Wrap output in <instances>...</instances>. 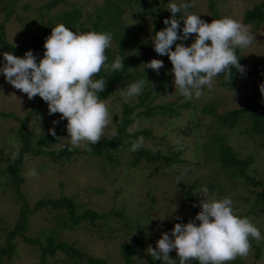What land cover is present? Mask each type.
Here are the masks:
<instances>
[{"label": "rangeland", "instance_id": "rangeland-1", "mask_svg": "<svg viewBox=\"0 0 264 264\" xmlns=\"http://www.w3.org/2000/svg\"><path fill=\"white\" fill-rule=\"evenodd\" d=\"M48 0H0V21L7 16L8 7L14 12L8 20L5 21L6 35L16 48L21 47L22 37L20 29V21L17 18H28L34 16L39 4H43ZM207 0H194L195 12L200 15L201 19L210 23L208 13L206 11ZM217 8L223 14V17H231L242 24L246 25L255 39L250 46L241 50L242 54L248 58L254 56L260 57L264 45V20L259 22H244V11L254 5L259 0H217ZM101 0H67L66 4L57 2L56 5L48 11H44V16L55 19V16L62 10L69 7L70 4H83L89 11L94 5ZM70 3V4H68ZM14 17V18H13ZM57 22V21H56ZM43 22L35 23L41 28ZM9 31V32H8ZM154 45V43H152ZM7 52L0 48V68L6 61L3 53ZM211 90L207 87L203 89V95L199 98L193 96L191 104L187 108L179 109L180 114L157 120L154 116H143L139 120L131 123L127 130L139 131L144 128L151 129V136L140 134L132 138L137 141L143 137V147L151 151L161 150L163 153L176 151L182 146L184 150L180 153L183 161L172 162L170 164L155 162H141L138 166L130 165V153L125 148L123 150H115L117 159L112 162H103L96 155L79 151L71 155L69 158H61L53 160L50 153L44 155L26 154L20 163V175L23 180L20 182V191L34 202L42 197H59L62 195L72 197L76 202L82 204V207L95 208L100 211H108L110 209L122 210L120 218L113 217L106 220L99 230L95 227L86 225L83 222L80 227L75 229H64L59 232L58 240L64 239L73 242L86 252L101 257L109 262V264H122V257L118 249V242L123 237L139 236L141 242L137 243V250L134 259L137 264H162L161 260H154L150 254L149 247L155 249L157 241L161 238L162 233L171 234V224L178 220L177 216L194 219L198 213L188 211V205L181 196L186 189L187 184L192 183L195 179L197 186L192 189L193 196L196 200L201 201L202 186L215 180L222 185L224 197H229L233 201L234 210L237 215L243 213L245 208L241 200L244 193H247L246 187L238 183L233 184L226 181L217 171V163L207 162L210 156L211 147L208 143V132L203 128L187 129L185 134L183 131L186 126L196 123L195 112L198 114L202 105L214 101L225 108H231L237 105L238 97L231 95L230 89H221L216 83ZM173 83V84H172ZM171 86L175 88L174 81ZM245 87V86H244ZM125 93L113 94L103 98L108 105L109 111L114 114L120 112V106L123 101H135V97L125 99ZM165 96L157 98L151 104L159 103L164 100H172L176 97L177 103L183 102L185 98L175 88L174 91L163 93ZM182 98V100L180 98ZM176 104V103H175ZM33 105L40 108L33 109ZM218 110V108H216ZM3 113H9L8 116H1ZM135 112V111H134ZM12 114L22 118L28 115L27 130L32 134L31 145H37L36 136L41 133H50L54 121L61 116L59 113L49 114L48 105L38 95L33 99L18 89H15L7 82L3 73H0V158L12 157V153L16 150L11 141L13 139L22 147L20 137L16 133L18 121L13 118ZM204 119V118H203ZM193 120V121H191ZM209 120V119H208ZM209 123V121L207 122ZM67 123L63 126L61 133L55 142L46 143L41 146V150H57L61 146H72L70 137L68 136ZM244 124H240L242 129ZM114 119L112 123L105 129L104 135H110L114 129ZM217 127H213L212 132ZM218 129V128H217ZM219 132H224L227 140L237 149L240 155L252 153L255 155V161L252 168L259 171L264 170V149L259 144L257 138L250 137L245 132H240L237 128L232 130L219 127ZM203 133L204 137H202ZM207 133V134H206ZM83 146V145H82ZM82 146L78 148H82ZM10 162L5 159L0 160V221L3 225H13L18 217V211L21 207L20 202L16 200V193L12 186L5 185L8 180V166ZM250 167V168H251ZM35 168L38 176H30L29 172ZM182 173H186L181 183L177 184L176 178ZM216 197L219 189L212 188L209 190ZM252 199V196H251ZM201 211V208L199 212ZM48 209H40L38 212L31 214L29 221L28 234L31 239L33 237H41L46 232L58 233L59 228L56 221H53V214ZM260 216L254 215L252 212L249 216L256 218L264 230V208L260 212ZM125 220L126 229L123 222ZM128 221V222H126ZM172 222V223H171ZM177 223V222H176ZM258 228V224L253 221ZM109 226L115 231L112 238H108L110 234ZM97 231V233H96ZM107 232V233H106ZM262 236V233H261ZM5 241L3 230L0 228V245ZM18 253L8 264H36L37 251L35 245L31 243H23L20 241L17 249ZM170 257L178 261L175 250L170 252ZM176 261V262H177ZM48 264H69L66 256L61 251L51 257L47 256Z\"/></svg>", "mask_w": 264, "mask_h": 264}, {"label": "trees", "instance_id": "trees-1", "mask_svg": "<svg viewBox=\"0 0 264 264\" xmlns=\"http://www.w3.org/2000/svg\"><path fill=\"white\" fill-rule=\"evenodd\" d=\"M67 0H48L43 4H39L34 16L28 18H17L20 21V29L22 44L16 48L6 35L7 28L5 21L14 14L12 9L8 7L7 16L3 15L0 21V48L7 52L23 57L24 54L31 50L37 57V62L43 58L45 48L44 43L46 38L51 34L52 28L58 24H64L74 32H110L113 35L111 47L106 50L108 63L114 62L116 56L124 58V68L118 72L102 70L95 79L104 78L107 81L105 90L99 93L100 98H106L113 94L126 93L128 87L133 82L144 79L146 85L142 94L136 96L135 101H123L120 106V112L114 114L115 130L118 135L113 138L110 135H103L100 142L96 145H88L82 148L73 146H61L57 150H41V146L46 143L55 142L58 135L61 133L63 126L67 123L66 119L58 118V123L52 125L56 135L41 133L36 136L37 145L33 147L31 140L32 134L27 130L28 115L19 118L12 114L13 118L18 121L16 129L17 135L20 137L22 147L19 151L17 159L4 157L0 160L9 161L8 180L5 185L12 186L16 193V200L20 202L21 207L18 211V217L13 225H3L0 221V228L4 232L5 241L0 245V264H8V261L17 255L20 241L23 243H31L36 246L37 260L36 264H48L47 256L53 257L57 251L63 252L69 264H109L105 257L92 255L73 242H68L64 239L58 240V234L64 229H75L85 222V226L95 227L96 230L111 220L113 217L117 219L122 215V210L110 209L108 211H100L95 208L82 207L83 205L76 202L70 196L59 197H42L34 202L20 191V182L23 178L20 175V163L26 154L46 155L50 153L53 160L61 158H69L71 155L83 151L96 155L103 162H112L117 159L115 150L127 149L130 153V165L138 166L142 161L145 163H167L183 161L180 158V153L184 150V146L176 151L163 153L161 150L151 151L148 148L141 147L138 151H131L132 138L140 134L151 136V129L144 128L139 131H128V126L143 118V116H154L157 120H162L168 117L177 116L180 114L179 109H185L191 104V100L177 103L178 97L172 100H164L159 103L151 104L157 98L165 96L163 93L174 91L171 86L174 81V75L171 74L172 64L167 55H159L154 50L153 39L155 32L166 27L163 23L164 19L171 18V12L168 11L169 3H193V0H101L97 5H94L92 10H88L83 4H70L68 8L62 10L55 16V19L44 16V11L53 8L57 2L65 3ZM217 0L206 1V11L209 16L210 23L212 20L223 18V14L217 8ZM189 12L195 13V6L188 9ZM16 17L15 15H13ZM13 17V18H14ZM178 17L182 18L183 13H178ZM264 20V0H259L254 5L244 11V22H259ZM57 21V22H56ZM43 22L41 28H38L35 23ZM180 29L178 35H182L183 20H180ZM9 32V31H8ZM195 40V34H191L189 39L183 41L185 46H190ZM176 43H181L177 41ZM264 46V45H263ZM175 49V44L172 50ZM242 49L237 48L236 54L240 58L239 63L244 66V72L241 73L233 69L231 83L225 82L223 74L216 77L217 85L221 89L229 88L231 95L238 97L237 105L231 108H225L220 104L210 101L201 106L199 112H195L196 123L191 126H186L183 132L186 134L187 129L203 128L208 132L207 138L211 147V154L207 158V162L217 163V171L223 175L226 181H231L237 185L240 183L246 187L247 193L243 194L242 201L244 212L240 213V217L249 218L252 223L255 221L258 224V229L262 233V239L257 241L251 240V251L246 257H238L229 262V264H264V230L261 224L256 221L257 216L261 217V210L264 208V170L259 174L251 166L255 161V155L248 153L240 155L239 151L227 140L224 132H219V127L232 130L237 128L240 132H245L253 138H257L259 144L264 149V94L260 91V86L264 85V47L260 57L254 56L248 58L241 52ZM152 59L163 61V67L157 74L156 71L145 68L146 63ZM173 84V83H172ZM245 86V87H244ZM176 90H178L176 88ZM179 91V90H178ZM180 98V97H179ZM182 100V98H180ZM176 103V104H175ZM33 109L40 108L38 105H33ZM182 108V109H183ZM218 108V110L216 109ZM135 111V112H134ZM9 113H3L1 116H8ZM204 118V119H203ZM209 119V120H208ZM193 121V120H191ZM209 121V123H207ZM240 124H244L240 129ZM217 127L212 132L213 127ZM204 137L203 133H201ZM41 152L43 154H41ZM251 167V168H250ZM197 186V181L194 179L192 183L187 184L186 189L181 196L185 199L188 205V211L199 213L200 201L193 196L192 189ZM209 190L212 188L219 189L217 198H224L222 185L215 180L205 185ZM202 186V187H205ZM252 196V199H251ZM193 205H196L195 207ZM40 209H48L53 214V221H56L58 233H49L45 231L41 237H33L31 239L28 234L30 226V215L38 212ZM254 212L256 218H251L249 215ZM178 220L173 221L171 230L176 222L186 224L192 218H184L180 215ZM107 220V221H106ZM128 222V221H126ZM197 225L200 223L196 221ZM126 233L125 220L123 222ZM82 226V225H81ZM113 229L109 226L108 238H112ZM97 233V231H96ZM107 233V232H106ZM170 238L171 234H170ZM141 242L139 236L123 237L118 242V249L122 257V264H137L134 254L137 250V243ZM149 264H153L152 261ZM176 264H179V258ZM191 264H199L198 261L192 260Z\"/></svg>", "mask_w": 264, "mask_h": 264}, {"label": "clouds", "instance_id": "clouds-1", "mask_svg": "<svg viewBox=\"0 0 264 264\" xmlns=\"http://www.w3.org/2000/svg\"><path fill=\"white\" fill-rule=\"evenodd\" d=\"M194 6V0L193 3H169L171 18L164 19L166 27L155 32L153 39L155 52L167 55L171 61L175 88L187 99L199 98L205 87L211 90L218 75L223 74L225 82L231 83L233 69L243 73L244 66L239 63L236 49L250 46L255 39L246 25L231 17L206 22L200 15L188 11ZM181 12L182 18L178 17ZM180 20H183L182 35H178ZM191 34H195V40L185 46L183 41ZM112 40L110 32H74L61 23L53 27L46 38L45 52L39 62L31 50L23 57L4 52L6 63L0 73L29 99L38 95L47 103L50 115L59 113L61 119L67 120L66 129L73 147L96 145L113 116L99 95L105 90L107 81L95 77L102 70L118 72L125 66L121 56H116L110 64L107 62L106 50L111 47ZM144 65L158 74L163 61L152 59ZM145 85L144 79L130 84L125 99L142 94ZM260 91L264 94V85L260 86ZM49 131L56 135L54 128ZM111 135L115 138L118 133L113 130ZM11 143L16 149L11 157L15 160L20 145L15 139ZM143 143L140 137L130 150L138 151ZM29 175L38 176V173L33 168ZM185 175L182 173L176 178L177 184ZM201 193V211L196 217L186 224L176 223L171 230L172 238L167 232L162 233L156 248L149 247L154 260L176 264L177 260L169 255L175 250L179 264H191L192 260L199 264H229L250 253L252 239H262L260 230L249 218L236 214L231 198H217L206 186ZM196 221L200 223L197 225Z\"/></svg>", "mask_w": 264, "mask_h": 264}]
</instances>
